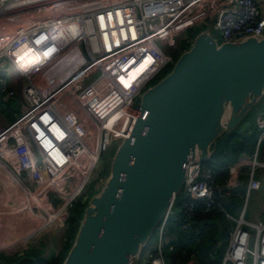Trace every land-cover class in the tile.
<instances>
[{"label":"built area","instance_id":"2783aa9c","mask_svg":"<svg viewBox=\"0 0 264 264\" xmlns=\"http://www.w3.org/2000/svg\"><path fill=\"white\" fill-rule=\"evenodd\" d=\"M261 1L0 0V12L6 10L5 19H0V60L10 62L19 76L25 106L14 121L0 127V181L19 197L18 205H4L0 194V219L27 214L32 224L23 238L3 242L0 251L11 252L58 225L69 207L82 201L101 157L132 131L142 93L174 64L173 49L180 37L192 43L190 30L209 21L220 42L264 37ZM26 13L30 21L15 22ZM262 100L254 118L253 152L240 153L228 167V181L238 169L249 168L250 189L259 187L253 175L264 167L259 158L264 142ZM217 186L213 167L200 161L187 164L182 228L199 202L206 210L218 206L225 211L214 198ZM170 213L156 229L153 252L145 260L140 252L130 264H166ZM236 221L224 260L244 264L251 235L242 227L244 222L256 230L254 264H264V225ZM237 232L245 233L247 243L235 262L230 247Z\"/></svg>","mask_w":264,"mask_h":264},{"label":"water","instance_id":"95a60500","mask_svg":"<svg viewBox=\"0 0 264 264\" xmlns=\"http://www.w3.org/2000/svg\"><path fill=\"white\" fill-rule=\"evenodd\" d=\"M264 97V37L220 42L212 21L171 69L142 93L129 136L88 199L60 264H130L147 248L184 187L186 166L208 162ZM219 184L214 198L233 207ZM224 264V262L222 263Z\"/></svg>","mask_w":264,"mask_h":264},{"label":"trees","instance_id":"16d2710c","mask_svg":"<svg viewBox=\"0 0 264 264\" xmlns=\"http://www.w3.org/2000/svg\"><path fill=\"white\" fill-rule=\"evenodd\" d=\"M204 27L198 28V30ZM183 45V48L175 52V60L181 50L183 52L188 49L191 43L185 42ZM256 131L254 129L250 133L245 132V135H242L236 130L235 133L226 135L220 140L215 153L206 162V164L215 169L216 183L218 182L217 176L220 178L217 185L227 180L228 166L236 160L242 151L253 152L257 137ZM80 202L75 203L76 205L70 215L71 221L74 223L73 230L69 231L71 240H73L78 221L82 216L87 201L83 200ZM175 203L176 200L174 201L166 223V235L170 237L163 250V257L166 264H222L226 249V239L229 234L228 224H232L234 221L232 218L227 217L226 213L231 216L235 213V210L221 203L225 211H222L218 206L206 210L204 204L199 202L196 205L192 217L186 221V228H182V210L176 215L172 213ZM33 252L36 253L35 251ZM33 252L29 248L23 256H16L14 258H11V256L8 258L0 254V264H60L66 254L65 252L63 258L61 256L47 259L41 257L39 254H36V257L31 255L30 253Z\"/></svg>","mask_w":264,"mask_h":264},{"label":"rangeland","instance_id":"374dc122","mask_svg":"<svg viewBox=\"0 0 264 264\" xmlns=\"http://www.w3.org/2000/svg\"><path fill=\"white\" fill-rule=\"evenodd\" d=\"M17 15L15 14V16H17ZM5 16H6L5 13L2 14L0 12V19L4 20ZM31 17H32L31 14L28 13L27 15H22L21 18L17 19V21H15V22L19 23V22H22V21L23 22L24 21H30ZM10 24H12V26H14L13 23H10ZM198 28H201V27H198ZM198 28L196 30H194L195 28H193L192 29V33L194 34L195 33L194 31H197ZM193 34H192V36H193ZM215 35H216L217 39L220 41L219 33L215 32ZM187 40H190V39L180 37L177 40L178 42L176 43V47L173 49V53L175 54V52L177 50L179 51L181 48H183L184 47L183 43L187 42ZM181 52H182V50H181ZM180 53H179V55H180ZM6 63H7L6 67L2 68V70L0 71L1 72L0 73V96L5 95L7 97L6 100H3V99L0 100V114L3 117H5V118H7L8 115H10V112L14 113V114H19V113L21 114L22 110L25 108L24 103L22 101V98L19 95L20 92L18 90L20 88V86H19L20 85V81H19V83L17 82L18 88H17L16 85H12V86L8 87L7 89H5L6 90L5 92L2 91V87L1 86H3L4 84L8 85L11 82V68H12V65H11L10 62H6ZM171 66L172 65H168L167 67H165L162 70V72L160 74H158V76L154 80L151 81L150 85L156 83L160 78H162L166 73H168L169 72L168 70L171 69L170 68ZM12 71L15 72L14 69H12ZM2 83H4V84H2ZM11 92H12V94H10ZM259 102L263 103V100L260 99ZM257 106H261V105L258 104ZM255 112H256V107L251 112V115L253 113L255 115ZM250 119H252V116L249 115L248 119L246 121L250 122ZM5 124L6 123H1L0 126H5ZM237 132L239 134L241 133L242 135H245V132H248V128H247V126L245 127L244 124H241V126L238 128ZM112 153H113V151H110L108 154H104L101 157L100 161L97 163L95 169L92 172L91 180L88 183L87 188H86L85 192L82 195V198H83L82 201L83 200L88 201V199L90 198L91 195L97 194L101 190L103 184L106 181L107 176L109 175V156ZM228 176H229V173H228ZM217 181L218 182L220 181V178L218 176H217ZM6 189L7 190L9 189V191L12 194L13 190L10 187L7 188L5 186L4 190H6ZM184 195H185V189L183 187L181 193L177 195L175 206L172 209V213L173 214L176 215V214L179 213V206H180L181 200L183 199ZM13 197H14V194H13ZM75 205L76 204L74 203V204H72L69 207L68 211L66 212L65 219L61 220V222L58 225H55L54 227H52L49 230H47V231L43 232L42 234H40L35 239L31 240V242L28 244L29 246L25 250H23L24 253H25V251H27V249L30 248L32 250V252L33 251L36 252V253H34V252L30 253L31 255H34V256L36 254H39L41 257L47 258V259L52 258V257H61V256H62L61 258H63V256H64L69 244L72 243L71 237L69 235V231L73 230L72 228H74V223L71 221L70 215H71L72 209H74ZM85 206H86V204H85ZM241 206H242V203H241ZM241 206H240V208H241ZM240 219L241 218L238 217L236 220H240ZM263 220H264V218H263ZM263 220H260V221L264 225V221ZM255 223H258V222H254L253 224H255ZM237 224H238V222L235 221V220L233 221L232 224L231 223L228 224L229 234H228L227 239H226V249H225V253H224V258H225V254L227 252V249L229 247L230 241H231V236H232L231 233L234 232L235 227L237 226ZM241 225H242V227L244 229H246L252 235V236L250 235L249 243L247 244V251L245 253L244 264H254V255H253L252 252L254 250V242H255L254 239H255L256 230L253 227L249 226L248 224H245L244 222H242ZM166 232H167V230H166ZM155 239H156V230H155V232H154V234H153V236L151 238V241L149 242L147 248L144 249L140 253V256L144 255L143 256V260L146 259L145 256H147L148 253H152L153 252L152 243H153V241ZM5 256H7V255H5ZM10 256H11V258H14V257L17 256V254L15 255V254H13V252H11V254L9 256H7V257L9 258ZM223 262H224V264H234V261H229V260L225 261L224 259H223Z\"/></svg>","mask_w":264,"mask_h":264},{"label":"crops","instance_id":"0c3cea01","mask_svg":"<svg viewBox=\"0 0 264 264\" xmlns=\"http://www.w3.org/2000/svg\"><path fill=\"white\" fill-rule=\"evenodd\" d=\"M260 7H261L262 13L264 14V0L260 2ZM6 64L7 63L5 61L0 60V71L2 70V68L6 67ZM19 81H20L19 76L16 75V73L13 72L11 68V82L8 85L2 83L4 84L3 86H1L2 91L5 92L6 91L5 89H7L8 87L12 85H16L18 88L17 82L19 83ZM18 90L20 92V88ZM1 99L6 100L7 97L3 95V96H0V100ZM258 104H260L261 106H256V111L258 109H261L262 107V102H259ZM19 115L20 113L14 114L10 112V115H8V117L5 118L0 114V124L6 123L5 124L6 126L12 121H14ZM250 116H252V119H250V122L246 121L248 119L247 118L242 123L245 125V127L247 126L248 128L247 133H250L252 130L256 129V127L254 126V118H255L254 113L252 115L250 114ZM0 127H3V126H0ZM242 152H246V151H242ZM246 153L251 154L252 152H246ZM259 158L261 161L264 162V143H262V145L260 146ZM237 171L238 172L236 176H234L235 186L232 189H228L223 192L224 194H226L227 198L234 203V206L232 207V209L235 210V213L231 215L232 216L231 218L236 221V219L239 217L243 221L248 222V223H254V222L263 220L264 218V167H258L254 172L253 178L259 181V187L256 189L249 188V180H250V175L248 173L249 168L247 167L240 168ZM228 180L229 178H227V180L224 183L226 182L229 183ZM5 186L9 188L8 184L5 181L1 180L0 181V194L3 196V199H4L3 204L4 205L13 204V206L18 205L19 197L13 192L11 194L9 189L4 190ZM13 194H14V197H13ZM241 203H242V206H241ZM179 211H180V206H179ZM31 225L32 224L29 221L27 214H24L16 219H11V220L10 219H0V241H1L0 247L2 246L3 242H11V241H14L16 238H23L28 233L29 229L31 228ZM36 237H33L25 242H22L24 244H19V245L14 246L12 249L13 251L11 252H13V254L15 255L17 254V256H23L24 255L23 250H25L29 246L28 244L31 242V240L35 239ZM168 239H170V237L166 235L165 240H167V242H168ZM11 252L0 251V254L9 256Z\"/></svg>","mask_w":264,"mask_h":264},{"label":"bare ground","instance_id":"6f19581e","mask_svg":"<svg viewBox=\"0 0 264 264\" xmlns=\"http://www.w3.org/2000/svg\"><path fill=\"white\" fill-rule=\"evenodd\" d=\"M2 14L6 13V10L1 11ZM232 245L230 247L231 256L235 259V262L240 261L243 257V249L246 246L247 238L244 232L235 233ZM144 256V255H143Z\"/></svg>","mask_w":264,"mask_h":264},{"label":"flooded vegetation","instance_id":"af4514ba","mask_svg":"<svg viewBox=\"0 0 264 264\" xmlns=\"http://www.w3.org/2000/svg\"><path fill=\"white\" fill-rule=\"evenodd\" d=\"M110 151H108V153H109ZM108 153H106V154H108Z\"/></svg>","mask_w":264,"mask_h":264}]
</instances>
